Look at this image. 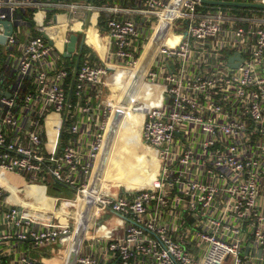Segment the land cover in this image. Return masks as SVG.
Instances as JSON below:
<instances>
[{
    "label": "built area",
    "instance_id": "built-area-1",
    "mask_svg": "<svg viewBox=\"0 0 264 264\" xmlns=\"http://www.w3.org/2000/svg\"><path fill=\"white\" fill-rule=\"evenodd\" d=\"M93 16L98 22L90 24ZM2 21L13 29L6 34L0 23V241L59 243L68 264L83 226L74 264H264V7L0 0ZM150 28L160 41L144 56ZM72 34L73 55L80 43L97 48L104 34L113 59L84 51L71 79L74 61L64 53ZM144 59L148 98L103 102L110 73L118 70L115 84ZM141 111L156 176L113 192L97 173L106 132L118 117ZM10 174L25 186L9 183ZM52 182L73 195L48 197ZM33 185L45 193L16 201ZM11 264L42 263L22 252Z\"/></svg>",
    "mask_w": 264,
    "mask_h": 264
},
{
    "label": "crops",
    "instance_id": "crops-1",
    "mask_svg": "<svg viewBox=\"0 0 264 264\" xmlns=\"http://www.w3.org/2000/svg\"><path fill=\"white\" fill-rule=\"evenodd\" d=\"M89 37L90 40L96 44L97 41V33L95 30L93 29H89ZM159 35L158 32H155V30L153 29H148V34H147V38L146 39H153V43H155V41L158 39L159 40ZM102 42H100L97 46V48L95 46H82V43L79 44V47H82V51L80 53H83L84 51H89L92 53V58L94 59H98L99 62H104V60L106 59L107 61L110 59H113L112 57V49H113V44H107V39L105 40H101ZM160 41V40H159ZM103 43V44H102ZM151 43L148 44L147 49L145 51L144 54H147L149 50H151ZM79 47H78V51L77 53H79ZM141 51V50H139ZM139 54V53H138ZM78 55V54H77ZM77 55H71L70 57H68L69 59L74 58V63L76 64L77 61ZM81 55V54H80ZM80 59V58H79ZM72 62V61H70ZM79 62V61H78ZM143 75V72L141 71H135V72H121V74L119 75L120 77L118 78L117 81V86L119 89H117L118 94L122 93L120 90H122L123 87H126L131 78L133 79H138L139 77H141ZM118 76V75H117ZM116 76L110 75L109 80L110 82H114L115 81ZM137 85H139L137 87V85L134 87V89H132L131 87L129 88V93L126 94V99L127 102L125 100V102H121L122 104H130L136 97H141L143 99L148 98V86H146L145 83H140L137 81ZM133 84V81L132 83ZM130 84V85H131ZM148 89H147V88ZM109 88H112L111 86L108 87H104L103 88V96H102V101L105 103L109 102L111 103V101L104 95L106 90H109ZM150 91V90H149ZM145 92V93H144ZM135 94H139L140 96H135ZM92 97H94V93H91ZM123 98V95H122ZM137 114H141V123L144 120V112H139ZM115 127L118 128V130L113 129V131H116V133L119 130H122L123 133H130L132 132V125L129 121V119H127V116L123 119H120V117H118V121L115 122ZM120 128V129H119ZM134 139L136 142H138L137 140V135L134 134ZM116 146V145H115ZM126 147L123 145L121 147V149H125ZM123 153H125V156H119L120 158H118V156H112L113 154H111L110 152V159L106 162H103L100 164V168L105 164V167L107 166V169L105 170V172H108L109 170L111 171L112 174V178L118 182L119 184H125L127 185L129 188L133 187H139L142 185H146V184H150L151 181L155 178L156 173L154 174V170L156 169V162L150 157V155L146 154H135V151L131 152L126 149L124 151H122ZM155 155V154H154ZM136 157V159H135ZM135 159V160H134ZM127 161V162H125ZM149 164H151V166L153 165V168L151 169V166H149ZM155 165V167H154ZM149 166V167H148ZM141 167H143L144 172H142L141 176H139L140 172H141ZM110 168V169H109ZM157 172V170H156ZM99 175H101L102 181L104 179V176L102 175L100 169H98L97 172ZM96 174L97 178L101 180L100 176ZM8 180L10 178H13L14 180H16L15 183H18V185L21 186H25V182L22 180H19L17 178H15V176L13 175H8ZM1 183L5 182L4 178L0 179ZM9 182V181H8ZM11 183V182H9ZM52 183H49V186L47 184V188L50 192L53 193V196H48L47 195V188H46V195L48 197H54L57 195H54V193H58L56 191H59L60 189H54V187H51ZM53 186V184H52ZM127 186H125L127 188ZM40 190L43 189V193H45V188L43 186H39L38 187ZM63 194L66 193V195H69V197H71L73 195V191H67L65 189H62ZM65 192V193H64ZM36 193L35 189H30V187H27L24 189V192L22 193V195H20L18 198H16V201H28L31 202L33 201L36 197L34 196ZM34 194V195H33ZM40 191H38L36 193V195H39ZM35 204H37L36 201H34ZM81 228V227H80ZM82 234V233H81ZM81 239H83L84 235L82 234ZM80 239V241H81ZM70 251V247L68 248ZM25 252L27 253L31 258L38 260L39 262H41L42 264H65V259H66V250L65 248L59 243H52L50 245H46V246H35L34 243H32L31 241H25V242H21V241H15V242H10V244H8L7 242H3L0 241V259H1V264H11L13 263L14 260H16L19 255Z\"/></svg>",
    "mask_w": 264,
    "mask_h": 264
},
{
    "label": "rangeland",
    "instance_id": "rangeland-1",
    "mask_svg": "<svg viewBox=\"0 0 264 264\" xmlns=\"http://www.w3.org/2000/svg\"><path fill=\"white\" fill-rule=\"evenodd\" d=\"M96 22H98V19L95 16H93L92 19H91V23L90 24H94ZM84 28H85V23H83V22L78 23V25H77V27L75 29L76 30V34L81 37L82 34H83V31H84ZM101 28H103V27L101 26ZM101 28L100 29H97V30L100 33H103V30ZM33 30H34V28H33ZM99 40H104V42H105L104 34H102L101 36H99ZM149 43H150L149 39H146L144 41V47L142 48L141 54H142L143 50L145 49V47ZM153 45L156 46V49H157V47H158L157 44L154 43L151 46H153ZM3 49H4V47L0 44V51H2ZM154 56H155V52H154ZM153 59L154 58H152L151 60H149V64H150V67L152 68V70H153V66H152ZM73 60H74V58L70 59L69 61H73ZM104 62L107 63V60L105 59ZM117 71L111 72L110 75L117 76V74H118ZM147 77L144 78V76L142 75L138 79L131 78V80L133 81V84L129 83L131 85L128 84L126 87H123L122 90H120L122 92L120 94H118V91H117V89H119L118 86H117V84L116 83L113 84V82H112V88H109V90H106L105 93H104V95L111 101V103L109 102L110 104H113L115 102H118L119 103V102H122V101L125 102V100L127 102L126 94L129 93V88L131 87L132 89H134V87L136 86V84H138L137 81L142 83L143 81H146L147 80ZM122 95H123V98H122ZM137 95L140 96L139 94H135L134 97L137 96ZM141 99H142L141 97H136L133 101L135 103H138L139 104V103H141L140 102ZM141 118H142L141 117V114H137V113H133V114H130V115L127 116V119H129V121H130V123L132 125V130H131L132 132H130V133H123L122 130H119L116 133V131H113V129H111V127L109 126V129L106 132L107 133L106 134V142H105V145H104V147H103V149L101 151L100 157L101 158H104V157H106L108 155L110 156V152H111V154H113L112 156H114V157L115 156H118V158H120L119 156L124 157L125 156V153H123L122 151H124L126 149H128L130 151V153L133 152V151H135V154L136 153L137 154H141V153L145 154V152H146V154L150 155V157L156 162V164H155L156 165V169L154 170V174H155L156 173V170L158 168V161H157V158L154 155L153 150L149 149L146 146L145 142L143 141V139L141 137V132H142L141 131V128H142V124H141L142 119ZM114 129L115 130H118L117 127H115ZM134 134L137 135L138 142L135 141ZM123 145L126 147L125 149H121V147ZM120 159H122V158H120ZM135 159H136V157H135ZM102 160L103 159H101V161ZM125 162H127V161H125ZM98 163H99V161H98ZM155 165H154V167H155ZM149 166H151V164H149ZM152 168H153V165L151 166V169ZM98 169H100L102 175L104 176V186L105 187H109V189L111 191H113V192H115V191L116 192H120V191L123 190L122 185L121 184L118 185V182H116L111 177L112 176L111 171L109 170L108 172H105V170L107 169V166L105 167V164L101 168L98 165L97 172H98ZM143 169L144 168L141 167V172H140L139 176H141L142 172H144ZM8 181L11 182V183L16 184L17 186H19L18 183H15L16 180H14L13 178H10ZM48 186H49V184H48ZM125 186H127V185H125ZM29 187H30V189H35L36 190V193L38 191H40V194L43 193V189L40 190L38 188V186L33 185V186H29ZM51 187H52V184H51ZM127 188H129V187L127 186ZM132 188L133 187L129 188L128 190H130ZM56 192H58V193H54V195H57V196L58 195L59 196L60 195L61 196H69V195H66L65 192H64L65 194H63L62 189H60L59 191H56ZM36 193H35V195H36ZM47 195L48 196H53V193L50 192L48 190V188H47ZM104 218L105 217H101L99 220H96V218H92V220L95 223H100V222L103 221ZM90 230L93 231L94 230V227H91ZM88 235H90V233H88ZM89 244H90V242L85 241L84 248H86V246H88Z\"/></svg>",
    "mask_w": 264,
    "mask_h": 264
},
{
    "label": "water",
    "instance_id": "water-1",
    "mask_svg": "<svg viewBox=\"0 0 264 264\" xmlns=\"http://www.w3.org/2000/svg\"><path fill=\"white\" fill-rule=\"evenodd\" d=\"M199 1L209 3V4H214V5L243 6V7H264L263 5H256V4L247 3V2H232V1H219V0H199ZM40 17H41V14H38L37 19H39ZM0 23L3 24V26L5 27L6 34H10L12 32L13 26L10 23H8L6 21H2ZM38 25L41 26V23H39ZM76 40H77V36L75 34H72L70 36V42L67 45V51L64 53V56L70 57L72 55V52H74V50H75ZM4 42H5V36H0V43L3 44ZM81 51H82V47L80 46L79 47V53L77 55V61L75 64L76 69L78 68V61L80 58V54H81L80 52ZM232 67H236V64H232ZM73 77H75V74ZM71 92H72V88H70V93ZM81 228H82V230H80V228L78 229L76 236H75V239H74V242H73V248L68 253V257H67V263L68 264H74V261H75L76 255H77V251L79 249V245L81 242L80 236L83 234V226Z\"/></svg>",
    "mask_w": 264,
    "mask_h": 264
},
{
    "label": "bare ground",
    "instance_id": "bare-ground-1",
    "mask_svg": "<svg viewBox=\"0 0 264 264\" xmlns=\"http://www.w3.org/2000/svg\"><path fill=\"white\" fill-rule=\"evenodd\" d=\"M152 50V49H151ZM147 54H144V56H146ZM143 56V57H144ZM149 67V65H145V59L142 61V62H140L139 64H138V67H136L135 69H133L132 71H128V70H126L125 72H135V71H141V72H143L144 71V69H147ZM110 127H111V129H114L115 128V122L114 123H112L111 125H110ZM101 158V157H100ZM101 159H103L102 161H101V163H103V162H106V161H108L109 159H110V157H109V155L108 156H106V157H104V158H101ZM101 178H103V177H101ZM80 230H82V228H80Z\"/></svg>",
    "mask_w": 264,
    "mask_h": 264
},
{
    "label": "trees",
    "instance_id": "trees-1",
    "mask_svg": "<svg viewBox=\"0 0 264 264\" xmlns=\"http://www.w3.org/2000/svg\"><path fill=\"white\" fill-rule=\"evenodd\" d=\"M93 56V55H92ZM71 68H73V72H71L70 74H71V79L73 78V76H74V74L76 73V68H75V63H74V65L71 67ZM52 184H53V186L52 187H54V189H65V190H67V191H71V189H69V188H67V187H65V186H62V185H60V184H55L54 182H52Z\"/></svg>",
    "mask_w": 264,
    "mask_h": 264
},
{
    "label": "flooded vegetation",
    "instance_id": "flooded-vegetation-1",
    "mask_svg": "<svg viewBox=\"0 0 264 264\" xmlns=\"http://www.w3.org/2000/svg\"><path fill=\"white\" fill-rule=\"evenodd\" d=\"M3 52V50L2 51H0V56H1V53Z\"/></svg>",
    "mask_w": 264,
    "mask_h": 264
}]
</instances>
